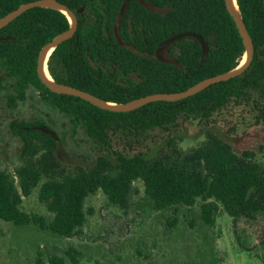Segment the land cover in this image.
Listing matches in <instances>:
<instances>
[{
	"label": "trees",
	"instance_id": "trees-1",
	"mask_svg": "<svg viewBox=\"0 0 264 264\" xmlns=\"http://www.w3.org/2000/svg\"><path fill=\"white\" fill-rule=\"evenodd\" d=\"M38 0H0V20L20 6ZM78 19L74 37L59 45L49 60L55 82L85 91L113 104H125L154 94H178L196 84L237 69L246 55L243 39L225 0H57ZM255 46L250 67L227 82L176 102H152L127 113L98 108L71 95L50 91L38 75L42 49L71 28L64 13L34 8L0 30V69L18 80L12 108L24 101L33 87L41 102L81 127L94 140L107 142V133L129 128L146 133L173 125L189 116L211 118L233 99L249 91L264 98V0H237ZM193 32L209 45L203 57L199 40L186 37L167 44L172 37ZM176 61L179 66L171 62ZM136 76L124 83L119 74ZM34 123L15 122L12 132L24 143L22 156H40L37 167L24 162L14 173L0 169V219L17 226L34 224L61 238L83 231L88 197L102 192L111 205L128 209L134 184L142 182L145 198L154 211L200 206L201 218L215 226L224 211L233 220L240 246L251 251L250 230L260 228L264 244V166L252 152L238 155L215 132H208L198 147L183 150L171 139L155 158L116 153L114 160L100 156L95 165L75 173L61 166L53 137ZM54 131V130H53ZM45 174L54 177L45 180ZM39 188L48 215L22 210L24 198ZM72 252H75L72 250ZM50 264L64 260L50 255Z\"/></svg>",
	"mask_w": 264,
	"mask_h": 264
},
{
	"label": "rangeland",
	"instance_id": "rangeland-1",
	"mask_svg": "<svg viewBox=\"0 0 264 264\" xmlns=\"http://www.w3.org/2000/svg\"><path fill=\"white\" fill-rule=\"evenodd\" d=\"M119 77L124 83L138 80L136 76ZM17 83L0 69V169L10 173L26 161L38 168L40 156L24 158V143L11 127L15 122L39 119H45L57 133L56 155L69 173L92 168L100 156L113 161L116 153L152 159L167 149L171 139H177L183 150L195 148L208 132L221 136L238 155L254 153L264 166V98L259 91L233 99L211 118L182 117L173 125L146 133L125 127L109 130L103 144L44 105L33 87L12 108L10 97L17 96ZM52 179L45 174V180ZM134 189L128 209L111 205L100 191L90 195L83 231L73 238H61L34 224L17 226L0 219V264H50V255L63 259L64 264H264L260 228L250 230L252 250L246 251L236 237L232 218L224 211L215 226L209 227L199 205L158 212L148 204L142 182L137 181ZM22 210L49 214L47 203L39 199V188L24 198Z\"/></svg>",
	"mask_w": 264,
	"mask_h": 264
},
{
	"label": "water",
	"instance_id": "water-1",
	"mask_svg": "<svg viewBox=\"0 0 264 264\" xmlns=\"http://www.w3.org/2000/svg\"><path fill=\"white\" fill-rule=\"evenodd\" d=\"M225 4H226V7H227L229 13L233 17L235 24L238 28V31H239L242 39H243V42H244V45L246 48V55H247L246 63L243 66H239L237 69H235L231 72H228L226 74L208 78V79L196 84L195 86L191 87L190 89H188L184 92H181L178 94H172V95H168V94L149 95V96H146V97H143L140 99H135V100L130 101V102L125 103V104L107 103V102L102 101V100L96 98L95 96L85 92V91L79 90L77 88H74V87H71L68 85L57 83V82H55V80L51 76L50 71H49L50 57L47 60V56L49 55L50 52L53 53L59 45H61L65 41H68L72 37H74V35L76 34L77 29H78L77 16L73 13V11H71L64 4L59 3L57 0H38V1H34V2L24 4V5L20 6L17 10L9 13L8 15H6L5 17H3L0 20V30H2L4 27H6L8 24H10L15 19H17L23 13H25L31 9H34V8H40V7L41 8H51V9H55V10H58V11L64 13L65 15L68 16V18L71 22V28L68 31L57 36L50 43H48L42 49V51L40 52L39 58H38L37 71H38V75H39L42 83L52 92H55L58 94L71 95L74 97L81 98V99L91 103L92 105L98 107V108L108 110L111 112L127 113V112L134 111L138 108H141V107H143L149 103H152V102H161V101H163V102H176V101L185 100L189 97H192V96L202 92L203 90H205L206 88H208L214 84H218L221 82H227L231 79H234L238 76H241L250 67L251 63L253 62L254 54H255V46H254L253 40H252V38L248 32V29H247L246 24L243 20V17L241 15L240 10L239 11L235 10V8L233 6V0H225ZM186 37H193V38H196L197 40H199L201 43V47H202L203 57L208 55L209 45L201 36H199L193 32H187V33H182V34L176 35V36L172 37L170 40L166 41V43L170 44L171 42H175L177 40H181V39L186 38ZM52 53L50 54V56L52 55ZM46 60L48 62V72L50 74L51 79H48L47 76L45 75L44 67H45ZM171 63L173 65L179 66V64L176 61H172ZM40 130L45 134H49L53 137H57V133L48 127H45V126L41 127Z\"/></svg>",
	"mask_w": 264,
	"mask_h": 264
},
{
	"label": "bare ground",
	"instance_id": "bare-ground-1",
	"mask_svg": "<svg viewBox=\"0 0 264 264\" xmlns=\"http://www.w3.org/2000/svg\"><path fill=\"white\" fill-rule=\"evenodd\" d=\"M233 6H234V8H235L236 11H239V7L237 5V1L236 0H233ZM51 53L52 52H50L49 55L47 56V60L49 59ZM47 60L45 62L44 71H45V75L47 76V78L48 79H51L50 74L48 72V62H47ZM246 61H247V55H245V60L243 61V63H242L241 66H243L246 63Z\"/></svg>",
	"mask_w": 264,
	"mask_h": 264
},
{
	"label": "crops",
	"instance_id": "crops-1",
	"mask_svg": "<svg viewBox=\"0 0 264 264\" xmlns=\"http://www.w3.org/2000/svg\"><path fill=\"white\" fill-rule=\"evenodd\" d=\"M262 246L264 247V244H261V247H262Z\"/></svg>",
	"mask_w": 264,
	"mask_h": 264
}]
</instances>
